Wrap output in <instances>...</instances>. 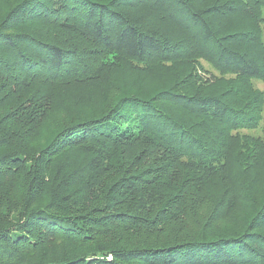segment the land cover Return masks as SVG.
<instances>
[{
    "label": "trees",
    "instance_id": "1",
    "mask_svg": "<svg viewBox=\"0 0 264 264\" xmlns=\"http://www.w3.org/2000/svg\"><path fill=\"white\" fill-rule=\"evenodd\" d=\"M140 6L173 13L216 67L242 77L241 86L215 92L176 82L145 94V77H133L108 108L66 117L44 144L33 141L52 106L43 82L73 72L65 79L89 88L90 98L104 94L81 58L86 46L71 45L51 26L137 62L179 57L169 47L177 41ZM262 6L264 0L7 3L0 14V264H264V196L244 188L248 173L238 160L224 169L236 158L233 131L262 105V95L244 88L264 78ZM53 72L58 77L39 87L42 77H28ZM235 92L246 99L237 101ZM223 169L231 187L216 206L245 201L252 217L239 231L217 234L218 195L209 185ZM261 178L254 173L249 184ZM57 243L71 248L55 252ZM72 245L81 252L73 254Z\"/></svg>",
    "mask_w": 264,
    "mask_h": 264
},
{
    "label": "rangeland",
    "instance_id": "2",
    "mask_svg": "<svg viewBox=\"0 0 264 264\" xmlns=\"http://www.w3.org/2000/svg\"><path fill=\"white\" fill-rule=\"evenodd\" d=\"M10 2L11 0H0V14L5 12L6 8L4 6ZM139 9L141 12L144 11L145 15L148 13V18H151L152 21L155 20L159 23L158 28H160V33L163 36L166 34L171 35L174 42L183 43V47L181 45L179 46L177 42L169 46L174 50L173 53L176 54V56L179 55V57H175L169 61H161L155 57H150L144 62H137L123 53H117L111 49L100 48V45H94L86 41L76 30H70L62 26H51L60 37L68 39L71 45H78L79 47L83 45L86 46V49L81 54V58H83L86 63H90L89 66L91 65L92 67L91 72L98 77L92 78H97L99 80L100 92L104 94L101 95L95 92L90 98V96H88L90 91L89 88L83 84L65 79V77H68L67 75L71 76L70 74H73V72L61 76L64 78L58 80L59 83L49 81L43 82L45 93L48 95V100L52 102V106L35 134L33 141L44 144L50 136V132L56 129L59 124L63 123L66 117L84 116L108 108L111 106L112 101L120 94V91L127 89L131 83L130 78L133 77H145L141 90V92L145 94H152L162 87L172 86L176 82L179 83L178 87L181 88H189L190 90V88L195 89V87L200 86L205 89L215 90V92L226 91L230 86L239 84L242 77L232 75L216 67L206 51L200 50L199 46H197L195 42H192V37L189 36L190 28L183 23V21L178 18L175 19V16H172L173 13L165 8L161 10L157 8L152 11L149 10V7L140 6ZM260 10L263 18L260 22V27L262 33H264V6H262ZM71 22L74 23L73 20H71ZM76 23H78V21H76ZM238 23L241 24L242 20H239ZM69 25L75 24L70 23ZM38 29L50 30L40 24ZM75 40L77 45L74 44ZM97 48L100 50H97ZM191 49L193 51H191ZM96 51L99 53L96 54ZM74 72L77 71L74 70ZM87 73V69L80 72V74H84V77L87 76ZM28 77H42L41 80H36L37 82L34 83V86H37L38 81L42 82L48 79L47 77L58 76L53 72V74L51 73L49 75L43 73L38 75L29 74ZM182 79L184 80L182 81ZM248 83L250 84L246 83L247 85H245L244 88L251 86L253 92L262 95V97H260V99H262V105L256 104L253 110L245 114V117H243L244 120H242L247 124L245 128L233 131V134L236 135L235 152L233 155L236 158L227 161L224 169L226 167L229 169V166H232V168H234V165L237 166L236 160L242 163L248 176H246L241 183H244V188H249L248 190L251 194H253V191H260L262 193V199L264 196V78H252ZM239 85L241 86V84ZM235 94H237V101L241 102L246 99L240 92H235ZM227 99L229 101H234L235 98L233 99L229 94ZM258 100L259 97L255 99V101ZM18 103L19 102L16 104ZM15 106L16 105H14V107ZM4 107L5 105H2V108ZM248 115H251V117ZM251 145L255 146L252 147ZM223 170L219 172V179L212 180L209 185V191H214V194L218 195L214 202L218 210V216H220L218 226L217 224L215 225V232L217 234L225 231H239L248 225L252 217V209L249 204L244 203L245 201L235 202L226 210H223L224 206H216L218 200L222 198L221 196L226 190H230L231 187V184L228 183L225 178V174H227L225 172L227 170ZM259 172L262 174V178L259 179L256 184L250 185L249 182L253 174H258ZM247 203H249V201ZM217 205L224 204L220 202ZM210 207H212V205ZM208 223L209 221L201 225L204 226V224ZM207 227L205 226V232L208 231ZM258 229L264 231V227L262 228V226ZM69 246L70 244L66 247L71 248ZM60 247L62 249L66 248L59 246V243L56 244V247L53 246L52 248L57 252ZM72 247L75 249V246L72 245ZM71 252H73V254H78L81 251L75 249Z\"/></svg>",
    "mask_w": 264,
    "mask_h": 264
}]
</instances>
